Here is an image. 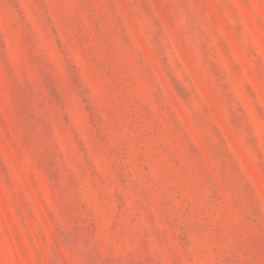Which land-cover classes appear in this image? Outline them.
<instances>
[{
  "label": "rangeland",
  "instance_id": "rangeland-1",
  "mask_svg": "<svg viewBox=\"0 0 264 264\" xmlns=\"http://www.w3.org/2000/svg\"><path fill=\"white\" fill-rule=\"evenodd\" d=\"M0 264H264V0H0Z\"/></svg>",
  "mask_w": 264,
  "mask_h": 264
}]
</instances>
